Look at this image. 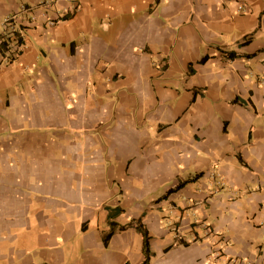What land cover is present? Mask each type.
Returning <instances> with one entry per match:
<instances>
[{
	"label": "crops",
	"instance_id": "0c3cea01",
	"mask_svg": "<svg viewBox=\"0 0 264 264\" xmlns=\"http://www.w3.org/2000/svg\"><path fill=\"white\" fill-rule=\"evenodd\" d=\"M14 30L0 264H264V0H0Z\"/></svg>",
	"mask_w": 264,
	"mask_h": 264
},
{
	"label": "trees",
	"instance_id": "16d2710c",
	"mask_svg": "<svg viewBox=\"0 0 264 264\" xmlns=\"http://www.w3.org/2000/svg\"><path fill=\"white\" fill-rule=\"evenodd\" d=\"M11 28V25H8ZM10 32V31H9ZM0 35V63H12L17 56L20 54V47L22 40L19 37V30H14L11 35L10 33ZM14 49L13 52L11 50ZM144 236V255L145 259L142 264H147L150 258V252L148 248V236L143 232Z\"/></svg>",
	"mask_w": 264,
	"mask_h": 264
},
{
	"label": "built area",
	"instance_id": "2783aa9c",
	"mask_svg": "<svg viewBox=\"0 0 264 264\" xmlns=\"http://www.w3.org/2000/svg\"><path fill=\"white\" fill-rule=\"evenodd\" d=\"M239 10H242V8H239ZM15 20V18L13 17L11 20L10 19H8L6 22H7V24L8 25H10L9 24V22H11L12 24H13V21ZM18 34H19V32H18ZM19 37H20V34H19ZM14 51V49H12L11 50V52H13ZM0 62H1V60H0ZM216 255L217 254H215V253H211V256H210V259H211V261H214L215 260V258H216ZM215 256V257H214ZM239 263V262H238ZM226 264H237V261H230V262H228V263H226Z\"/></svg>",
	"mask_w": 264,
	"mask_h": 264
}]
</instances>
